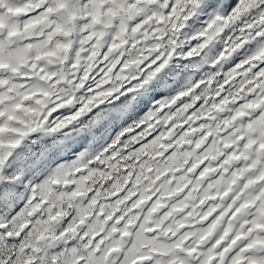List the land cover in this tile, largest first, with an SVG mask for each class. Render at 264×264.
<instances>
[{"label":"snow or ice","instance_id":"1","mask_svg":"<svg viewBox=\"0 0 264 264\" xmlns=\"http://www.w3.org/2000/svg\"><path fill=\"white\" fill-rule=\"evenodd\" d=\"M0 264H264V0H0Z\"/></svg>","mask_w":264,"mask_h":264}]
</instances>
